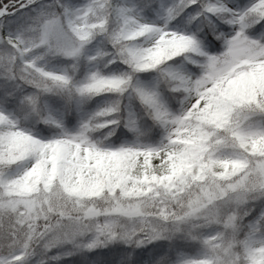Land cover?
<instances>
[{
    "label": "snow or ice",
    "instance_id": "6c2138e0",
    "mask_svg": "<svg viewBox=\"0 0 264 264\" xmlns=\"http://www.w3.org/2000/svg\"><path fill=\"white\" fill-rule=\"evenodd\" d=\"M0 264H264V0H0Z\"/></svg>",
    "mask_w": 264,
    "mask_h": 264
}]
</instances>
